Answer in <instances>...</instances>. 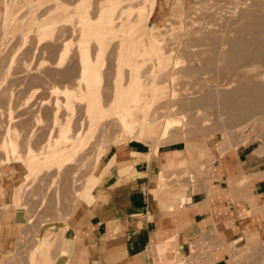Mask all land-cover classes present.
Returning <instances> with one entry per match:
<instances>
[{"label": "rangeland", "instance_id": "rangeland-1", "mask_svg": "<svg viewBox=\"0 0 264 264\" xmlns=\"http://www.w3.org/2000/svg\"><path fill=\"white\" fill-rule=\"evenodd\" d=\"M7 1L11 6V15H16L17 18L12 22H6L8 24L5 25L0 17V30L4 31H0V132L3 131V126L7 125L6 122L8 123L10 107H14L13 113H15L17 121L23 120L26 124V130L21 133L20 137L21 143L25 142L21 144L23 147H21V153L25 156L20 154L24 156V159L26 158V151H24V148L25 145L27 146L26 141L28 140L29 142V139H27L24 133L33 129L36 135L33 137L34 139L32 138L30 140V145L33 147L34 153L38 156V153H40L44 145L47 144V141L44 140H47L48 132L51 133L48 136H54V139L52 138L53 142L58 141V129L54 127V115L58 105L60 106L58 120L62 124L69 120L73 127L70 132L72 139L70 138L68 141L63 142L64 146L67 143L66 150H68L67 152L64 150V154L60 155L57 159H60L62 156L61 159H63L65 155L69 154L74 155V159L64 166V168H61L62 170L60 169V171L55 169L57 165L54 163H43L45 165L43 168L45 167L46 170H44V168V171L40 172L39 176L37 173V175H26L27 177L25 178L24 166L21 163L17 164L16 167H19L21 170L18 179L25 185L22 191V199L19 200L16 206L9 197L2 194L3 191H1V189L4 188L1 182V173L6 171L9 166L4 167L1 163L2 160H0V232L5 226L8 227L7 240L3 246H0V264H32L31 255L33 252L38 251L37 244L39 240L41 238L46 240L49 237H54L53 235L56 233L57 228L68 227L77 212L84 211L85 208L82 207V205L87 204L84 196L88 191L92 190L93 185L96 183L95 177L99 170V167L96 168V164L99 159L101 160L103 153L110 147L103 157V160H108L114 151V144L120 148L125 146L129 140L136 141L130 137H118L120 134V127L117 119L114 117V112L120 108V102L125 95L124 92L128 88L129 78L126 76L130 77L133 71L132 66L127 63L126 51H124L123 48L117 47L116 45L118 44L120 46L121 44H126L128 40L133 39L140 40V42H147L154 39L150 35L151 32L156 31L155 34H160V37L157 39H160V41H156V43L158 45L159 43L161 44L160 47H162L160 52H163L159 53L158 56L155 55L158 58L154 56L153 59V57L150 56L151 58L149 57L146 60L145 65L142 67L141 75H143L144 80L145 78L149 80L155 77V80L160 82L159 86L165 91V96L154 105H148V107H150V118L154 120V122L149 121L146 123L144 131L149 138L144 141L143 139L138 140L142 141V143L144 142L147 147L152 150L155 149L154 147L156 146L154 150L156 154H158L159 148L178 149L170 154H166V162L160 173V182L159 173L157 175L158 186L152 190H157L156 195L158 197L162 194V196L167 198H175L179 188L185 192L182 200L186 199L185 194H187L189 189H193V191L207 190L210 194L214 192L216 189L211 190L213 184L216 183V180L222 181L220 175H214L218 173L219 170L217 165L221 164L220 154L223 151L224 159H227L231 151L237 148L236 146L234 148L235 142L238 147L248 144H253V147L259 146L262 152H264V103L260 105V110L259 107L257 108L260 113L255 110V112H251L249 115L244 114L243 116L241 115L240 118H238L239 116L237 118L235 117L234 120L222 106L216 103L185 108L180 104V100H177L184 95L190 97L194 92L201 90L206 79H210V81L206 80L207 82L205 83H210L215 79H212V77H216L213 75H217V71L211 72L210 70L199 68L204 62H201L203 60V52L202 57H200L201 53H195L198 51V48L199 50L201 49L200 52L203 51L202 48L204 45H196L197 47L195 45L192 46L191 44L194 43L192 37L195 38V34L189 35L191 33L187 30L189 26L195 28L202 23V19H200L201 12H199L202 9L201 0H177V4H175L176 0H156L153 8L150 6L151 2L149 0H139L141 4H139V1H136L134 4L136 8L133 5L132 8L127 7L119 11L120 16L115 19V22L119 24V27L122 23L125 25L121 28L116 27L114 29L120 36L117 34V38L111 37V39H109L110 41L108 40L110 43L107 42L108 44L106 43L107 45L104 47V49H106L104 50L105 52L101 61V77L96 90L98 106L99 108H104L106 111L105 117L102 119L98 109L90 115L87 114L86 111L84 112V105H86V103L80 101L76 102V107L72 110L67 109L64 105L65 95L63 89L66 85L70 88L71 86L76 87L75 85L77 84L75 83L79 82V79H76L79 78L78 71L80 70V60L78 61V46L81 39L77 37L80 31V26L76 23L78 12H82L80 10H83L82 8L88 4L92 15L90 16L94 18L98 15L100 9L107 3L106 0H85L87 2L89 1L87 4H82L81 0H59L54 2L53 0ZM230 1L231 0H229V2ZM238 1L240 0H235V2ZM229 2L227 1L225 5L232 8L233 4H229ZM52 5L54 6L52 7ZM236 5H234V9ZM240 5L241 4L237 6ZM139 7L144 9V12H141L142 18L139 16L140 12L137 10ZM177 7L180 8L178 9ZM175 8H177V11ZM233 8L229 10H234ZM151 9H153V16L151 15ZM196 12H198V15L195 14ZM143 13L147 14V17H145L146 15L144 14V16ZM44 14L46 16H44ZM65 17L72 18L66 21L64 19ZM198 18L200 22H198ZM117 19H121V21H116ZM51 20H58V24H56L55 28V31L58 32L54 31L53 36L41 39L37 35V26ZM65 23L67 24L65 25ZM169 24L170 26L168 27ZM67 25H70V27ZM24 26H28L27 29L24 30ZM152 26L158 27L153 28ZM59 27L61 28L60 30L58 29ZM71 29L74 31L72 32ZM187 31L188 34H185ZM23 34H26V38L23 37ZM161 34L164 36H161ZM54 36L57 37L55 38ZM187 37L192 43L189 42ZM186 38L190 43H188L189 46H187V48L190 47L191 49L189 48L188 53L186 48L187 51L185 50V52L189 55L184 54L181 50L182 48H180L183 46L181 45L182 41H184V39L186 40ZM165 44L166 47L164 48L163 46H165ZM66 45H68V52L63 54L62 51ZM95 47H97V43L93 42V44H91L92 54L97 52V48ZM226 47H228V45H226ZM190 54H193L194 57ZM147 56L148 55H146V57ZM194 58L197 60H194ZM115 61L117 62L116 64ZM140 63L141 62L138 63L137 60L133 65ZM196 63H198V66H196ZM192 64H194L195 67ZM190 65L193 66L194 70ZM234 66L237 67V65ZM187 67H190L191 71L187 69ZM196 67L198 68L195 69ZM236 67L232 68V70L231 68L222 69L224 72H228L225 73L226 76L223 75L222 78L228 77L224 78L226 80L235 79L234 76L236 77L237 75L232 71L236 72ZM226 69L230 71H225ZM203 70L210 72L205 73ZM103 71L105 73L104 75ZM219 72L221 71L219 70ZM125 79H128V81H125ZM124 82L127 83L124 84ZM235 84L237 85V83L234 82L231 86L235 87ZM111 87L115 89L111 90ZM232 87H230V89ZM112 92L119 93H114L115 95H113ZM146 92L150 93V90H146ZM187 93L190 94L188 95ZM200 93L198 92L199 96ZM112 95L115 98H113L114 100L112 99ZM195 95L197 94L194 93L192 96ZM146 96L147 94L144 95V97ZM27 108L30 109V111ZM137 113L142 115L141 110H138ZM14 119L16 120V118ZM2 121L4 123H2ZM154 123L157 124V129L155 131L151 129ZM79 132L81 134L83 133V137L78 136ZM226 134H231L232 136ZM227 136L230 137V141L227 140L229 139ZM1 137L2 136H0V158L2 152V157L5 155L1 146ZM74 139L76 141L79 139V143L77 142L76 144ZM42 140L45 143H43ZM242 140H245L246 143H243ZM69 142H71L70 146L72 147H68L70 144ZM42 144L43 147L40 148ZM101 148H104L103 153H101ZM42 161L43 160L38 162ZM52 166H54V169ZM35 168L36 167L33 168V172ZM106 175L107 178L104 180L103 187L108 179V172ZM228 182L232 186L231 179L228 180ZM234 200L237 199L234 198ZM6 203H9V207H6ZM234 226L237 232L236 224H234ZM241 237L243 238L241 239ZM234 240L236 241L235 244H233ZM180 241H182L181 237ZM230 244L233 245L232 249H235V253L238 254L235 259L228 253L227 247H230ZM168 252L171 254V251ZM59 253L62 257L66 258L67 253L63 250L59 252V242H56L51 251L52 257L54 258L53 264H56L55 260L57 258H55V256L57 257ZM217 254L220 256L224 255L225 258L219 264H264V236L260 235L258 232H251V230H245L242 235L232 238L229 237L228 240H226L220 231H215V235L193 236L188 251L185 253L177 252V254L168 258L167 263L216 264L218 261V259H216ZM162 260L163 259L160 257L158 258L159 262H162ZM155 261L158 262L157 259ZM48 263L49 262L46 261V263L44 262L41 264Z\"/></svg>", "mask_w": 264, "mask_h": 264}, {"label": "bare ground", "instance_id": "bare-ground-1", "mask_svg": "<svg viewBox=\"0 0 264 264\" xmlns=\"http://www.w3.org/2000/svg\"><path fill=\"white\" fill-rule=\"evenodd\" d=\"M54 1H59V0H53V2ZM81 1H82L81 2L82 4H87L89 2V1L87 2L85 0H81ZM136 1H139V0H106L107 3L100 9V12L98 13L97 16L95 15L96 17H94V18L91 17L92 15H91L90 8H89L88 4L82 8L83 10H80L82 12H80V13L78 12L76 23H78V25L80 26V28L78 27L80 29V31L78 33L79 36H77V37H79L81 39H80V43L78 46L79 56L77 55L79 58V59L77 58L78 61L80 60V70L78 69L79 70L78 71L79 72V78H76V79H79V82L75 83V84H77V85H75L76 87L71 86V88H70L69 86L66 85L65 88L63 89L64 95H65V98H64L65 104L64 105L67 109L72 110L74 107H76V102L80 101V102L86 103V105H84L85 106L84 112L86 111L87 114L90 115L91 113L96 111V109H98L100 111L101 119L103 117H105L106 111L104 110V108H99L98 102H97V96H96L97 86L99 84V80L101 77V61H102L103 54L105 52L104 50L106 49V48L104 49V47L108 43H110V42H108V40L111 39V37H116L119 35L118 33H116V31H114V29L116 27H119L118 26L119 24H117V22H115V19L120 16L119 11L123 10L127 7L132 8ZM145 1H148V0H145ZM149 1L151 2L150 6H152V8H153L154 4L156 3V0H149ZM227 1L229 2V0H201V3H202L201 8L202 9H201V11H199V12H201V16L200 15L199 16H200V19H202V23H200L195 28H193L189 25H188L189 28H187V30H189V33H191L189 35L195 34V38L192 37L194 43L191 45L192 46L193 45H195V46L196 45H204V47L202 48L203 51L200 52L201 49L199 50V48H198L197 52L195 51L196 52L195 54H197L198 52H199V54L201 53L200 57H202V52H203V60L201 58L197 57L198 59L202 60L201 62L204 61L203 65H201L202 64L201 62H199V63H201L200 64L201 66L199 68H202L205 70H210L211 72L217 71L216 72L217 75H213L216 77H212V79L213 78H215V79H213V80L211 79L212 81L210 83L209 82L205 83L207 81H210V79H208V80L206 79L207 81L205 80L204 84L202 83L203 88L201 87V90L194 92L197 95L192 96V95H194V93L192 95H190V97L187 95H184L177 100H180V104L182 105V107H185V108H191L193 106H200V105H205V104L216 103L217 105L222 106L235 120V117L237 118L239 116L238 118H240L241 115L242 116L244 114L249 115V113L255 112V110L259 112L260 105H263V103H264V0H240L238 2H235V0H231L229 2V4H231V3L233 4L232 8L234 7V5H236V3H237V5L241 4L240 6L236 5L235 9L233 8L234 10H229L232 8L225 5ZM139 4H141V2ZM175 4H177V0H176ZM178 5H180V4H178ZM53 6L54 5H52V7ZM137 6H139V5H137ZM135 8H136V6H135ZM177 8H175L176 11H177ZM137 10L140 12L139 16H141V18H142L141 12L144 9L142 7H139V8H137ZM173 10H174V8H173ZM199 10H200V8H199ZM97 11H98V9H97ZM47 12H49V11H47ZM125 12H127V11H125ZM133 12H134V10H133ZM152 12H153V9H151V15L153 16ZM224 12H226V13H224ZM62 13H60V14H62ZM145 13H143V15ZM148 13H149V11H148ZM193 14H194V12H193ZM195 14L198 15V12H196ZM57 15H59V14H57ZM145 15L144 16L147 17V14H145ZM44 16H46V15L44 14ZM174 16H176V15H174ZM0 17L3 20L5 25L8 24L6 22H8V21L12 22L17 18L16 15H11V6L9 5L7 0H0ZM145 17H143V18H145ZM71 18L65 17L64 19L66 21H68ZM118 20L121 21V19H117L116 21H118ZM178 20H179V18H178ZM198 20H199V18H198ZM122 21H124V20H122ZM57 22H58V20H51V21H48L46 23H41L36 28L37 35L41 39L53 36L55 28H56V24H58ZM198 22H200V20ZM192 23H195V22H192ZM66 24L67 23H65V25ZM68 24H70V23H68ZM186 24H187V22H186ZM124 25L125 24L122 23L119 28L123 27ZM190 25H192V24H190ZM67 26L70 27V25H67ZM169 26H170V24L168 25V27ZM27 27H25L23 29L25 30V29H27ZM60 27L58 28L59 30L61 29ZM155 27H158V26H155ZM155 27H153V28H155ZM62 28H63V26H62ZM167 30H169V29H167ZM71 31H72V29H71ZM169 31H171V30H169ZM55 32H58V31H55ZM155 33H156V31L151 32V34H150L151 37L154 38L155 40L152 39L151 41L140 42V40L133 39V40H128V42L126 43L127 46H126V44H123V45L121 44L120 46H119V44L116 45L117 47L123 48V50L126 51L125 53L127 55V59H126L127 63H128V65L132 66V69H133V71L130 74V77L126 76L127 78H129V83H128L127 90L126 91L124 90L125 95H124L122 101L120 102V108L114 112V117L117 119V122L119 123V127H120V134L118 135V137H130L131 139H134V140L143 139V141L145 139H148L149 137L145 134V131H144L145 127H146V123L149 121L154 122V120H152L150 118V114H149L150 107H148V105H154L157 101H160L161 98H163L165 96V91L163 90V88H161L159 86L160 82L156 81L155 77H153L149 80H147L145 78V80H144L143 75H141L142 67L145 65L146 60L150 56H152L154 59L155 55L158 56L159 53L163 52V51L160 52V49L162 47V46L160 47L161 44L159 43V45H158L156 43V41H160V39L157 40L158 37H160L159 36L160 34H158V33L155 34ZM185 34H188V31ZM0 35H1V33H0ZM23 35H24L23 37L26 38V34H23ZM161 36H164V35L161 34ZM62 37H63V35H62ZM69 37H71V36H69ZM187 38H186V40L184 39V41H182L181 45H183V46L180 47V48H182L181 50L184 52V54L189 53L190 47L187 48V46H189V44L192 43V41H190L188 38V40L190 42L189 43L187 41ZM161 41H163V40H161ZM57 42H58V38H57ZM62 42H63V40H62ZM93 42L97 43V47H95V48H97L96 49L97 52H95L94 54H92V51H91V44H93ZM148 42H150V43H148ZM226 45H228V47H226ZM63 47H64V45H63ZM163 47L165 48L166 44ZM174 48H172V49H174ZM186 48L188 50V53L185 52ZM116 51H117V49H116ZM166 51L170 52L169 50H166ZM62 52H63V54H66L68 52V45H66L65 48H63ZM117 53H119V52H117ZM190 53H191V51H190ZM146 55H148V56L146 57ZM190 55L192 57H194L193 54H190ZM157 56H155V58H158ZM189 58H190V56H189ZM137 60H138V63L139 62H141V63L133 65ZM191 60H193V59H191ZM194 60H197V59L194 58ZM116 63L117 62L115 61V64ZM193 63H194V61H193ZM192 65L194 66V64H192ZM234 65H237V67ZM193 66L190 65V67L192 69H193ZM196 66H198V63H196ZM190 67H187V69L190 70L191 69ZM234 67H236V72L235 71H232V72H234L235 75H237L236 76L237 78L235 76H234L235 79H232V80L224 79V78H228V77L222 78L223 75L226 76L225 73H228V72H224V70H222V69L231 68V70H232V68H234ZM197 68L198 67H196L195 69H197ZM111 69H113V68H111ZM205 70H203V72ZM219 70L222 73L223 72L224 73L222 74L221 72H219ZM227 70L228 69H226L225 71H227ZM105 71H106V69H105ZM210 71H208V72L205 71V73H209ZM228 71H230V70H228ZM78 72H77V74H78ZM104 74L105 73L103 71V75ZM110 76H111V74H110ZM230 79H231V77H230ZM125 81H128V79L127 80L125 79ZM234 82L237 83V85L235 84L236 86L232 87L231 85H232V83L234 84ZM125 83H127V82H124V84ZM110 86H112V85H110ZM230 87H232L233 89L232 88L230 89ZM113 89H115V88H113ZM113 89L111 87V90H113ZM146 90H150V93H147ZM116 91H117V89H116ZM198 92L199 93L201 92L200 96H199ZM97 93H98V91H97ZM112 93H113V95H115L117 92L116 93L112 92ZM146 94H147V96L144 97V95H146ZM187 94L189 95L190 93H187ZM98 97H99V94H98ZM113 98H114V96L112 97V99ZM118 98H119V96H118ZM113 105H115V104H113ZM11 107H10V113H8L9 114L8 123L6 122L7 125L3 126L4 129H2L3 130L2 132H0V134H1L0 136H2L1 137V146H2L4 154H5L2 157L3 152L1 151L2 152V154H1L2 159L0 158V160H2L1 163L3 164L4 167L9 166V168L6 171H3L1 173V182H2V185L4 188V189H1V191H3L2 194L4 196L9 197L11 199L12 203L13 204L15 203L14 205L16 206L18 204L19 200L22 199V191H23V188L25 185L24 183L20 182L21 180L18 179L20 176L21 170L19 167H16L17 164L21 163L24 166V169H25L24 178L27 177L26 175H32V174L37 175V173L39 176L40 172L46 170L45 167H44L45 169L43 168V166H45L43 163H46V162H47L46 164H50V163L56 164L57 166L55 165L56 166L55 169L60 171L61 168H64V166H66L68 163H70L71 160L74 159V155L69 154V153H68L69 155L64 156V158L67 156L65 159L64 158L61 159L63 156L60 158L61 160L57 159V158H59L60 155L64 154V150H66V148H67V146H66L67 143L64 146L63 142L68 141L70 138L72 139L70 132H71L73 126L71 125V122L69 120L67 122H65L64 124H62L58 120V112H59L60 106L57 105L56 112L54 115V124H55L54 127H56L58 129V135H57L58 141L53 142L52 138L54 136L53 137H51L52 135L48 136L49 134H51L50 132H48L47 140L46 139L44 140V141H47V144L44 145V147H43V144H42V146H40V148L41 147H43V148L41 149V152L38 153V156H37L33 151V147L30 145V140L33 137H35L36 132L33 129L29 130L30 132L26 131L27 133H24V134L27 136V139H29V142H28V140L26 141L27 146L24 144L25 145L24 151H26V158L24 159L23 157L25 155L23 153H21V147H22L21 144H23L25 142L21 143L20 137H21V133L25 132V130H26L25 129L26 124L24 123L23 120L20 121L18 119L19 121H17V117L15 116V113H13L14 107H12V108ZM104 107H105V105H104ZM258 107H259V110H257ZM28 110L30 111V109H28ZM138 110L142 111V115L137 113ZM254 114H256V113H254ZM18 116H19V114H18ZM14 118H16V120ZM256 119H254V120H256ZM258 121H259V119H258ZM4 122H5V120H4ZM4 122L2 121V123H4ZM0 124H1V122H0ZM250 124H252V123H250ZM156 125L157 124L154 123V125L151 126V129H153L155 131L157 129ZM34 126H35V124H34ZM231 132H232V130H231ZM80 134L81 133L79 132L78 133L79 137L82 136L83 133L81 135ZM25 135H24V137H25ZM226 135H229V134H226ZM229 136H227V138ZM262 137H263V135H262ZM78 140L77 141L75 140L76 144H77V142L79 143ZM227 140L230 141V137ZM42 141H41V143H42ZM44 141H43V143H45ZM239 142H241V141H239ZM242 142L246 143L245 140H242ZM69 143L70 144L68 145V147L71 145V142H69ZM231 146H232V144H231ZM235 146L238 147L236 145V142H235L234 148H235ZM70 147H72V146H70ZM40 148H39V150H40ZM154 148L156 149V146ZM101 149H102L101 153H103L104 148H101ZM155 149H153V151ZM229 149H230V147H229ZM67 150H66V152H67ZM22 152H23V150H22ZM20 153L23 154L24 156L21 155ZM223 153L224 152L222 151V153L220 154V157H224ZM41 160H43V161L38 162ZM100 165H101V160L99 159L98 163L96 164V168L100 167ZM34 167H36V168L34 169V172H33ZM52 168L54 169V166H52ZM246 179H247V177H246ZM242 181H244L243 178L240 181V183ZM90 192L91 191H88L86 194L84 193L85 194V196H84L85 201L87 203L93 199ZM152 193L157 194V190H152ZM183 196H184V191L179 188L177 196H175L174 199L182 200ZM6 207H9V203H6ZM7 229H8V227L5 226L4 229L1 230V232H0V246H3L5 241L7 240V236H8ZM64 231L65 230H61L59 232H56L53 235L54 241H60L62 236H63ZM242 238L243 237H241V239ZM179 241H180V237L177 235L168 236L165 239H163L162 241H160L159 247L165 248L166 251H171V254H169V252H167V254H165L166 256H165V258H163L162 262L161 261L159 262L158 260H157L158 262H156L153 260L154 261L153 264H168L167 260H168V258H170L174 255ZM238 241H239V238H238ZM235 242L236 241L234 240L233 244H235ZM49 243L50 242L41 238L37 244V248L39 250L42 248L44 249L47 245H49ZM232 247H233V245L230 244V247H227V250L229 251L228 253H230L231 256L235 259L236 255H238V254L235 253V249H232ZM46 254H47L46 252L40 253L38 256V251L33 252L31 255L32 264H40L42 262V260H44L46 258ZM221 257H224V255H221V256L219 254L216 255V259H218V260ZM256 262H257V260H256Z\"/></svg>", "mask_w": 264, "mask_h": 264}, {"label": "crops", "instance_id": "crops-1", "mask_svg": "<svg viewBox=\"0 0 264 264\" xmlns=\"http://www.w3.org/2000/svg\"><path fill=\"white\" fill-rule=\"evenodd\" d=\"M114 147L108 160L103 157L110 147L101 157L90 192L93 199L82 205L87 209L77 212L68 227L57 228L56 232L65 230L60 241L46 239L49 245L38 249V256L47 253L41 263L53 264L56 242L59 252L67 253L66 258L55 256L56 264H153L165 258L168 251L159 242L168 236L182 238L174 255L187 252L193 236L215 231L226 240L245 230L264 236V152L259 146L241 145L227 159L220 157L214 175L222 181L211 187L216 190L210 194L189 189L185 200L151 193L158 186V173L160 182L166 154L178 149L159 148L156 154L138 140Z\"/></svg>", "mask_w": 264, "mask_h": 264}]
</instances>
